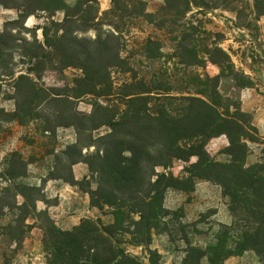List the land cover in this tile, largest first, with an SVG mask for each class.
<instances>
[{
    "label": "trees",
    "instance_id": "trees-1",
    "mask_svg": "<svg viewBox=\"0 0 264 264\" xmlns=\"http://www.w3.org/2000/svg\"><path fill=\"white\" fill-rule=\"evenodd\" d=\"M164 1V8L173 7L172 0ZM177 1L204 9L218 7L208 6L204 0ZM251 1L247 9L255 18L264 16V0ZM0 4L18 10L17 17L6 22L0 32V78L3 77L0 81H11L16 101L11 120L23 121L18 114L21 111H24L23 117H43L39 113L31 115V108L54 104L58 116L62 117L57 126L85 131L84 119L95 114L77 111L68 114L60 105L86 96L107 99L114 96L122 105L118 108L109 101L104 106L98 105L99 110L104 111L101 115L104 118L91 129L104 125L107 132L87 144L94 147V152L83 155L76 149L80 146L79 140L63 151V154H76L71 165L77 162L88 165L96 185L95 189L85 190L90 205L98 209L111 208L112 224L100 226L98 222L85 219L63 230L46 210L36 211L34 202L42 200L39 193L31 198V204L23 206V209H32L40 222L45 264H142L118 245L114 239L118 232L131 235L134 244L148 251L149 264H158L157 253L149 248L151 231H157L161 225L165 229L166 218L175 214L163 207V200L167 189L177 188L180 182L167 170L174 160L188 161L191 157H196V162L186 170L190 179L218 184L222 196L228 200L233 220L230 225L222 226L224 229L218 232L216 242L205 251L189 247L182 264H198L202 257H207L210 264H222L226 258L247 250L264 257V138L258 135L239 102H233L218 91L222 79H229L240 88L249 87L251 82L235 70L230 56L217 42L201 50V57L195 48L188 49L193 57L192 65L204 66L208 62L219 70L215 77L197 78L199 84L193 94L173 96L160 85L135 81V78L113 93L110 69L121 68L124 61L119 56V35L114 33L115 27L114 31L103 33L98 30L97 0H77L74 6L77 10H71L64 0H15L12 5L0 0ZM37 10L49 14L46 23L27 27V18ZM56 11L64 12L59 22L51 19ZM38 29L42 41L37 39ZM89 30L96 31L93 38L79 37V32ZM14 54L26 65L17 75L13 70ZM68 67L78 68L82 73L72 80V87H45L41 83L46 70L60 73ZM17 96L23 97L20 103ZM74 118H78L77 121ZM222 135L228 143L222 151L228 161L216 162L205 145ZM248 142L263 146L259 160L251 165L246 164L250 151ZM9 161L26 167L17 153H12ZM157 167L163 172H157ZM22 175L17 171L11 173L13 177ZM64 181L83 189L72 174ZM23 190L39 192L37 187L24 186ZM18 194L24 200L28 197L24 192ZM16 228L23 229L21 236L12 237L19 248L22 234L27 233L30 226L23 218Z\"/></svg>",
    "mask_w": 264,
    "mask_h": 264
},
{
    "label": "rangeland",
    "instance_id": "rangeland-1",
    "mask_svg": "<svg viewBox=\"0 0 264 264\" xmlns=\"http://www.w3.org/2000/svg\"><path fill=\"white\" fill-rule=\"evenodd\" d=\"M2 1L10 5L15 3V0ZM64 2L71 10H77L74 7L77 0ZM203 2L218 7L204 9L192 3L185 6L177 0H172L173 7L165 8L164 0H97L98 30L103 33L114 31L115 27L117 31L114 33L119 35V56L124 61L121 68L110 69L113 93L119 92L124 84L135 78V81L160 85L173 96L193 94L199 84L197 78L215 77L219 70L208 62L204 66L192 65L193 57L188 49L195 48L201 57V50L217 42L230 56L235 70L242 72L251 82L249 87L240 88L235 87L231 80L222 79L218 91L233 102H239L258 135L264 138V16L255 18L247 9L246 5H251V0ZM34 12L25 23L29 28L43 25L49 16L44 11ZM17 15L16 8L0 4V32L4 24ZM63 17V11H56L51 19L59 22ZM95 34L96 31L89 30L78 35L93 38ZM36 35L42 41L40 29ZM13 60L15 75L23 72L26 65L21 63L17 54ZM81 74L74 67L60 73L46 70L41 83L45 87L70 88L72 80ZM13 97L11 81H0V264H45L43 232L38 227L40 222L32 209L26 210L23 206L31 204V198L39 193L42 200L34 202L36 211L46 210L56 226L63 230H69L85 219L98 222L100 226L112 224L111 208L98 209L90 205L85 190L89 187L95 189L96 185L88 165L84 162L71 165L76 154H63V151L79 140L80 146L76 149L83 155L94 152V147H87V144L107 132L104 125L91 129L104 118L101 117L104 111L99 110L98 105L104 106L107 101L118 105V108L122 105L114 96L108 99L86 96L60 105V109L68 114L75 111L95 114L84 119L87 129L78 131L72 126H57L61 124L62 117L58 116L54 104L31 108V115L39 113L43 117H23L24 111H21L18 114L23 121L11 120L16 107ZM16 99L20 103L23 97L17 96ZM227 144L226 137L222 135L207 141L205 150L214 161L226 162L228 157L222 151ZM248 146L250 151L246 164L251 165L259 160L263 146L250 142ZM12 153H17L24 160L25 168L10 163ZM195 162L196 157L188 161L174 160L167 170L180 182L177 188L167 189L163 200V207L175 214L166 218L165 229L161 225L157 231H151L149 248L157 253L155 259L158 264H182L189 247L205 251L216 242L218 232L224 229L222 226L232 223L228 200L222 196L221 187L204 179H190L186 170ZM14 171L24 175L13 177L11 173ZM156 171L163 172L160 167ZM71 174L82 183L83 189L64 181ZM24 186L37 187L39 192H26ZM18 192L27 194V199L24 200ZM23 218L30 228L22 234V243L16 248L12 237L21 236L23 229L16 227ZM133 218L137 219L136 216ZM114 239L142 264H149L148 251L134 244L131 235L118 232ZM198 264L210 262L207 257H202ZM222 264H264V257L247 250L241 255L226 258Z\"/></svg>",
    "mask_w": 264,
    "mask_h": 264
},
{
    "label": "crops",
    "instance_id": "crops-1",
    "mask_svg": "<svg viewBox=\"0 0 264 264\" xmlns=\"http://www.w3.org/2000/svg\"><path fill=\"white\" fill-rule=\"evenodd\" d=\"M75 178V177H74ZM75 180H76V178H75Z\"/></svg>",
    "mask_w": 264,
    "mask_h": 264
}]
</instances>
